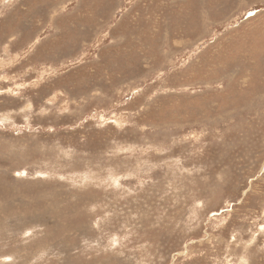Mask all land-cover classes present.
Wrapping results in <instances>:
<instances>
[{
	"label": "rangeland",
	"instance_id": "rangeland-1",
	"mask_svg": "<svg viewBox=\"0 0 264 264\" xmlns=\"http://www.w3.org/2000/svg\"><path fill=\"white\" fill-rule=\"evenodd\" d=\"M0 264H264V0H0Z\"/></svg>",
	"mask_w": 264,
	"mask_h": 264
}]
</instances>
